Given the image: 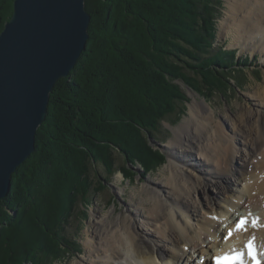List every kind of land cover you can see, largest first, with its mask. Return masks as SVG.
<instances>
[{
  "label": "trees",
  "instance_id": "obj_1",
  "mask_svg": "<svg viewBox=\"0 0 264 264\" xmlns=\"http://www.w3.org/2000/svg\"><path fill=\"white\" fill-rule=\"evenodd\" d=\"M2 3L0 34L13 15L14 0ZM219 3L86 1L92 17L89 41L101 48H87L76 68L94 53L97 63L88 65L82 84L70 76L53 91L36 152L0 202V264H55L69 253L65 224L78 206L90 205L93 168L114 174V153L145 173L163 165L164 155L152 150L148 139L167 116L184 114L187 97L177 81L211 97L231 89L230 73L240 63L234 52L216 49ZM53 160L67 165L50 184L44 174Z\"/></svg>",
  "mask_w": 264,
  "mask_h": 264
},
{
  "label": "bare ground",
  "instance_id": "obj_2",
  "mask_svg": "<svg viewBox=\"0 0 264 264\" xmlns=\"http://www.w3.org/2000/svg\"><path fill=\"white\" fill-rule=\"evenodd\" d=\"M229 8L221 22L222 34L233 32L236 44L264 56V0H229ZM211 113L204 101L190 105V118L174 131L175 138L166 147L169 188L149 191L153 209L106 228L103 242L89 234V264H164L157 259L159 243L171 246L178 256L171 264H181L184 258L187 264H196L195 256L203 264H214L215 256L245 252L251 241L260 248L264 245V220L250 229L247 224L242 230L236 227L242 218L264 213V122L240 117L229 131ZM212 189L215 197L208 193ZM242 212L248 215L236 218ZM235 218L230 241H223L227 230L222 239L208 243L211 230L222 229V219ZM191 249L195 252L189 255L186 251Z\"/></svg>",
  "mask_w": 264,
  "mask_h": 264
},
{
  "label": "rangeland",
  "instance_id": "obj_3",
  "mask_svg": "<svg viewBox=\"0 0 264 264\" xmlns=\"http://www.w3.org/2000/svg\"><path fill=\"white\" fill-rule=\"evenodd\" d=\"M219 1L220 15L215 19L216 49L217 51L227 50L234 52V61H237L236 63H240L238 64V66H236V71L230 73V77L234 78L231 81V89L221 94H212L211 97L210 95H205L203 93L199 94L189 86L187 87L186 85H184L183 82L177 81L176 84L178 83L180 85V88L185 92V97H187V102L185 103V112L182 116L179 117L176 115L167 116L163 121H161L158 130L154 132V138H152L151 140L148 139V145L152 148V150L164 155L165 161L163 165L151 171H148V173H145L141 165H136V163L128 162L126 158H124V156L116 152L113 154V157H111L115 159L116 163L114 174L109 175L102 166L93 168L91 176L93 178L94 185L92 186V190L90 191V205L84 204L83 206H78L68 220V223L65 224L66 228L65 226L63 227L65 228L64 236L67 241L71 240L70 243H72V247L68 250L69 253H67L66 255L64 254L63 258L61 260H58L55 264H89L91 258L89 256L86 244V241L89 238V234L91 236L94 235L97 242H103L104 238H101V234L103 232L105 234L106 228L108 229L112 227L114 229L116 223H118V221H120L121 219L128 218V220L131 221L136 214H139L141 216L144 212L146 213V211H150L153 209L154 205L149 199V191H154L156 188L162 187H164L165 189L169 188L168 182L166 181L169 174V170L167 168V165L169 164V158L166 147L175 138L174 131L188 118H190V105H192L195 100H197L198 102L204 101L205 103L209 104L212 109L211 115L215 118L216 121L224 122L229 131H231L230 129H234L232 123H237V119L240 117L249 119L251 118L252 121H259L260 118L264 122V56L263 54L261 55L258 51L257 53H254L250 50H244L240 45L236 44L233 32L230 31L228 34H222L221 22L224 18H226L228 12L230 11V8L229 0ZM0 5L2 7L4 6L5 8V4L2 3V0H0ZM101 27H103V25H101ZM89 43L90 41H88L87 48L92 47L95 52L96 50L101 48L97 46L100 45L99 43H90V45ZM96 54H92V58L87 57L86 62L81 64L80 67L72 70L67 78L71 76V80H75L76 82H80V84H82V81L86 80L87 76L89 75L88 65L90 64L92 66H95V62L97 61L96 59H98V55ZM244 60H246V65H243L242 63V61L244 62ZM72 73L73 75H71ZM53 91L51 93V96L53 94ZM47 119L48 114L46 121ZM243 129H245V126L243 127ZM248 147H250V145ZM36 149L37 148L35 146V151L25 160V162H23L18 167V169L12 175L10 192L5 198L0 200V202L8 198L12 193L14 187V176L18 172H20V169L29 161L32 155L36 152ZM253 159L258 158L257 156H255ZM64 164L67 165V163L55 162L54 160L51 161L49 165L47 164V166L52 165L51 167H46L45 171L47 172L44 174V176H49L47 177V179L51 181L50 184L54 179H56V176L60 174V171L64 169ZM51 174L55 176H50ZM27 184L30 183L28 182ZM211 186L212 185H210V189ZM213 190L214 189L208 192L211 197H215V195L213 194ZM38 197L39 196L33 194L32 200L38 201ZM143 206H145V210H142ZM204 211L208 210L205 209ZM8 213L10 214L12 219L17 215L16 210H14L13 208L8 209ZM244 214L248 215V213L242 212L237 215L236 218ZM263 214L264 213L258 215V213H252L253 217L255 218L256 216H261L260 220H264ZM236 218L229 222H225V219H222V229L211 230L213 231V236H210V240H208V243L213 244L215 243V241H219L220 239H222V236L224 237L226 231L228 229L230 230V227L232 228L234 226L232 221H235ZM140 230L146 232L144 227H142ZM226 236L224 238H226ZM229 236L230 235L227 236V239H230ZM203 249H207V247H203ZM186 252H191L189 253V255H191L195 252V250L191 249ZM3 253L7 254L9 252ZM212 254H214V252H211V255ZM174 256L178 257L173 253L171 246H167L166 243H159L157 253V259L159 262H162L164 264H171V262L176 260L175 258H173ZM195 257L196 264H202V259L199 260L200 257L199 259H197V256ZM187 261V258H184L181 264H187ZM174 264L177 263L174 262Z\"/></svg>",
  "mask_w": 264,
  "mask_h": 264
},
{
  "label": "water",
  "instance_id": "obj_4",
  "mask_svg": "<svg viewBox=\"0 0 264 264\" xmlns=\"http://www.w3.org/2000/svg\"><path fill=\"white\" fill-rule=\"evenodd\" d=\"M90 24L86 0H14L0 35V200L35 151L51 93L86 51Z\"/></svg>",
  "mask_w": 264,
  "mask_h": 264
},
{
  "label": "snow or ice",
  "instance_id": "obj_5",
  "mask_svg": "<svg viewBox=\"0 0 264 264\" xmlns=\"http://www.w3.org/2000/svg\"><path fill=\"white\" fill-rule=\"evenodd\" d=\"M247 223V219L242 218L237 223L236 227L238 229H243ZM252 224L253 227H256L258 225V218L254 219L252 221ZM229 235H231V232H229ZM247 258L252 261V264H264V261L259 258V253L254 246V242H249V244L247 245ZM248 259H245V252L243 250H234L233 252H229L225 256H215L213 258L214 264H222L223 261H229L230 264H248Z\"/></svg>",
  "mask_w": 264,
  "mask_h": 264
}]
</instances>
